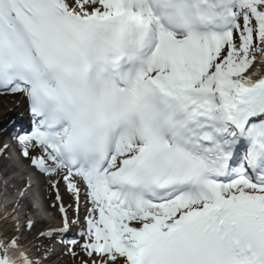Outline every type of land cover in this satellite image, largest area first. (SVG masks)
<instances>
[{
    "label": "snow or ice",
    "instance_id": "1",
    "mask_svg": "<svg viewBox=\"0 0 264 264\" xmlns=\"http://www.w3.org/2000/svg\"><path fill=\"white\" fill-rule=\"evenodd\" d=\"M10 94L82 264H264V0H0ZM46 259L0 234V264Z\"/></svg>",
    "mask_w": 264,
    "mask_h": 264
},
{
    "label": "bare ground",
    "instance_id": "2",
    "mask_svg": "<svg viewBox=\"0 0 264 264\" xmlns=\"http://www.w3.org/2000/svg\"><path fill=\"white\" fill-rule=\"evenodd\" d=\"M15 103V108L7 110L6 113H1V110L11 107ZM17 107V108H16ZM18 108H26V103L19 94H10V95H0V130L2 132H7V127L12 119L13 115L16 114L18 111ZM13 112V113H12ZM23 125V124H22ZM10 144L5 143L3 140L0 139V174L5 176H8L9 174H15L19 171L21 168L18 166L17 162L15 161L13 155L9 152L8 146L12 147L16 152L20 153V145L18 144L17 140L13 138V136L10 138ZM5 146H7V150L4 151ZM28 174L23 172L19 175L15 176L11 182L10 186L6 188L7 195H11V193L14 191L15 188H25L27 190V193L32 192V185L28 186ZM17 178H20L19 181H17ZM12 184V185H11ZM42 190L40 191L38 197H42L40 199V203L43 207V214L49 211L50 207L52 206V200H50V194H49V182L48 178H46L42 183ZM45 188V191H44ZM1 190V188H0ZM26 199H23L21 201L16 200L14 203L8 206H2L0 211V234H8V235H16L21 245L27 250L29 253H31L33 259H37V257L34 256L32 253V250L35 248H29L28 245L35 244L36 245V237L34 236L35 233L40 231V228L48 227V228H54L51 229L54 232L60 231L63 229V221L60 220L59 211L53 210L52 218L49 217H41V213H36L35 210H32L29 213V216L31 217L29 221L25 220L27 218L28 211L22 210L21 207L24 204ZM64 204V201L62 202ZM58 206V205H57ZM65 208H69L67 205H64ZM59 207V206H58ZM15 215H19V221H21V226L25 228L26 233L22 235V233H19V230L16 229L15 220H12L11 217H14ZM25 220V221H23ZM29 222L32 223V227L28 228L25 227ZM49 229V230H50ZM53 253H49L47 256V259L44 261L46 264H49L52 261Z\"/></svg>",
    "mask_w": 264,
    "mask_h": 264
},
{
    "label": "rangeland",
    "instance_id": "3",
    "mask_svg": "<svg viewBox=\"0 0 264 264\" xmlns=\"http://www.w3.org/2000/svg\"><path fill=\"white\" fill-rule=\"evenodd\" d=\"M14 105H15V103L11 107H7V108L1 110V113L4 114L7 112V110L9 111L10 109L15 108ZM14 156L18 159L17 161H19L23 166L27 167V170L30 171V169H29L30 167L27 165V161L24 159V157L19 155V153H17V152H14ZM29 173H31L35 182L37 180L42 179L37 174H32V172H29ZM36 185L39 188L40 183L36 182ZM59 191H60L61 197L64 199V202H66V204L70 205V207H71L70 211L68 212L69 213L68 219L70 220V223L75 222V223H73V226L71 227V233L76 232V238L81 241L80 236H79V228H82V226L84 225L85 218L88 215V213H87V211L83 205H81L79 211H77L76 206L74 204V201L71 199L70 195L65 190V185H64L63 181L60 182ZM50 196H51L52 201L55 202V195L53 194V192ZM39 199H42V197H39ZM82 200H83V197H82ZM43 216L53 219L52 218V210L51 209H49V211L47 210V213H44ZM48 229H49L48 227L40 228L41 231L35 233V235H34L36 237V245L31 244V245H28V247L32 248L35 246V248H34L35 250L38 251L40 249V250L44 251L46 256H48L49 252H51V249L54 248L53 249L54 255L52 257V261L49 264H82L83 260L88 259V257L86 255H84L81 252L76 251V247H74V249H75L77 255L73 256L71 254H68L69 251H67V247L64 244L55 245L51 242L48 243V241L50 240L49 237H47V238H45V236L40 237L42 233H47ZM34 249H33V251H34ZM44 264H46V263H44Z\"/></svg>",
    "mask_w": 264,
    "mask_h": 264
}]
</instances>
